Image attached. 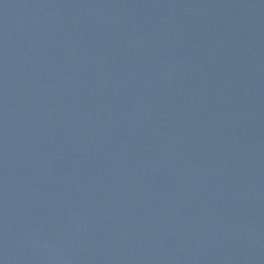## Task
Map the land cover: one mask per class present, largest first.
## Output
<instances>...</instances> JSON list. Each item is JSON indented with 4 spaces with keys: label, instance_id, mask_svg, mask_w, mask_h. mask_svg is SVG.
<instances>
[{
    "label": "water",
    "instance_id": "obj_1",
    "mask_svg": "<svg viewBox=\"0 0 264 264\" xmlns=\"http://www.w3.org/2000/svg\"><path fill=\"white\" fill-rule=\"evenodd\" d=\"M0 264H264V0H0Z\"/></svg>",
    "mask_w": 264,
    "mask_h": 264
}]
</instances>
